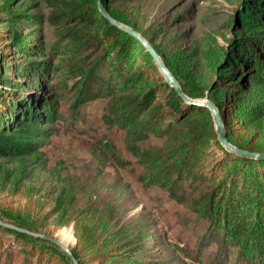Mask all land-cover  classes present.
Wrapping results in <instances>:
<instances>
[{"label": "rangeland", "instance_id": "1", "mask_svg": "<svg viewBox=\"0 0 264 264\" xmlns=\"http://www.w3.org/2000/svg\"><path fill=\"white\" fill-rule=\"evenodd\" d=\"M101 2L162 56L194 52L203 67H219L213 88L224 93L227 132L246 137L233 101L264 75V44L241 39L244 64L229 58L228 40L242 25L234 2ZM28 8L30 16L0 18V169H14L0 189V219L58 239L70 229L78 264H264V160L226 150L211 117L204 133L183 142L196 106L97 0H35ZM207 41L226 56L207 59ZM29 123L22 164L7 135ZM24 171L44 193L53 178L68 183L65 212L52 211L48 199L39 208L15 180ZM0 264L74 263L53 241L0 225Z\"/></svg>", "mask_w": 264, "mask_h": 264}, {"label": "trees", "instance_id": "2", "mask_svg": "<svg viewBox=\"0 0 264 264\" xmlns=\"http://www.w3.org/2000/svg\"><path fill=\"white\" fill-rule=\"evenodd\" d=\"M229 1L234 2V4H236L243 12L240 16L242 25L239 23L236 24L238 30L234 32V38L228 40V43L232 46L231 49L234 50V52L229 55V58H233L235 59V62L239 61L244 64L237 53L239 52L237 50H239L240 47L239 40H247L249 38L251 41V38H258L261 43L264 44V0H256L255 5H252L250 0ZM33 2H35V0H0V18L4 17L10 20H18L21 16H30L34 13V11H30L28 6L33 4ZM260 5L262 6L261 8L258 7ZM104 6L112 17L127 25H132L131 27L138 30L133 23L128 22L122 13H116L115 11L110 10L105 4ZM14 32L15 30L13 29V33ZM154 47L161 55L158 48L156 46ZM202 48H208L209 50V52H204L206 58L210 52H216L217 54H221V52H223L224 57L227 54V51H223L221 46H218V48L212 47L209 41H207V46L203 44ZM256 53L257 51L255 50L254 55H256ZM162 58L188 96L192 98H202L207 95L209 99L217 105L219 110L222 106H225L222 103L225 101L224 93L221 92L222 90L218 92V89L213 88L214 76H220L219 67H214V72L206 67H203V58L200 59L198 53L194 52H191L190 55L178 52L172 54L170 57L162 56ZM207 59H209V57ZM215 66L217 65L215 64ZM257 82L258 83L254 88H251L250 86H240L241 90L238 89V94L234 97L233 101L237 104L233 109L234 115L240 118V121L245 129L246 137L237 141L233 139L228 132L227 136L231 142L243 149L264 153V75H261V80H257ZM194 110L195 114H198V119L195 120L194 126L190 127L189 130L186 131L184 137L182 138L183 142H188V139H191L190 135L196 134L199 130L201 133H204L205 124H207L208 119L211 117L208 109L196 107ZM31 126L32 125L29 123L28 125L20 127L18 132L7 135V140L11 148L23 152L19 155V159L22 164H25L26 159V155H24L26 151L24 150L30 147V141L33 139L29 133ZM251 135H255L256 138L252 141L250 146H247V144L250 143L249 139ZM19 161L17 160L16 162ZM12 166L13 164H10V168ZM1 167L3 168V171L0 169V176L3 181L0 182V189H3L6 185L9 186L10 180L7 178L11 176L10 174L14 169L11 170L10 168H7V165L6 167L1 165ZM7 172H9V175H7ZM25 178H27V180ZM15 180L16 182L22 184L23 188L26 189L27 195L36 197V203L39 208L45 199H48L52 204V211L58 212V210L60 211L61 207H63L65 212L66 205L63 204L65 200L63 193L66 189H68V183L66 185H59V179L53 178L52 182H49L47 188L48 191L44 193L37 185L36 179H33L28 175V173H25V171L20 172L19 174L17 173L15 175ZM59 186L61 187L60 191L58 190ZM61 214L64 216L65 213Z\"/></svg>", "mask_w": 264, "mask_h": 264}, {"label": "water", "instance_id": "3", "mask_svg": "<svg viewBox=\"0 0 264 264\" xmlns=\"http://www.w3.org/2000/svg\"><path fill=\"white\" fill-rule=\"evenodd\" d=\"M98 1V7L101 12V14L113 25L121 29L122 31L128 33L129 35L133 36L135 39H137L150 53V55L153 57V60L155 61L157 67L159 68L160 72L164 76L166 82L175 90L177 95L187 104L196 106V107H204L207 108L210 112L211 118L214 123L215 132L217 134L218 141L225 147L226 150L230 151L231 153L237 155V156H244V157H250L255 158L259 160H264V153L262 152H255L250 151L247 149H243L233 142H231L228 139L227 136V129L225 126V122L223 120V117L221 115V112L217 105L209 99V97L206 95L202 98H192L188 96L185 91L183 90L181 84L173 74V72L168 68V66L165 64L162 56L159 54L157 49L154 47V45L138 30L135 28L115 19L112 17V15L107 11L104 4L101 2V0ZM0 225H3L5 227H10L12 229L33 235V236H39L42 238L49 239L59 245L70 257V259L73 261L74 264H78L77 260L73 257L71 248L67 243H65L63 240H60L58 238L54 237H47L41 233H37L34 231H30L26 228L19 227L17 225L7 223L0 219Z\"/></svg>", "mask_w": 264, "mask_h": 264}, {"label": "bare ground", "instance_id": "4", "mask_svg": "<svg viewBox=\"0 0 264 264\" xmlns=\"http://www.w3.org/2000/svg\"><path fill=\"white\" fill-rule=\"evenodd\" d=\"M60 236L62 238V240L65 242V243H70L71 239L73 238L71 236V230L68 229V228H64L62 229V231L60 232ZM60 238V237H59ZM60 238V239H61ZM72 243V242H71Z\"/></svg>", "mask_w": 264, "mask_h": 264}]
</instances>
